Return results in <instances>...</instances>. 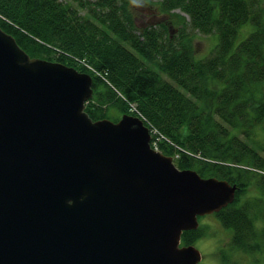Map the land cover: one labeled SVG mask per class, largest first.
<instances>
[{
    "label": "water",
    "instance_id": "water-1",
    "mask_svg": "<svg viewBox=\"0 0 264 264\" xmlns=\"http://www.w3.org/2000/svg\"><path fill=\"white\" fill-rule=\"evenodd\" d=\"M92 95L0 26V264H199L182 234L237 184L179 168L138 115L94 120Z\"/></svg>",
    "mask_w": 264,
    "mask_h": 264
},
{
    "label": "trees",
    "instance_id": "trees-1",
    "mask_svg": "<svg viewBox=\"0 0 264 264\" xmlns=\"http://www.w3.org/2000/svg\"><path fill=\"white\" fill-rule=\"evenodd\" d=\"M130 2L0 0V26L31 56L91 73L86 110L94 120L138 115L163 153L179 154V168L242 186L215 214L232 229L233 247L264 253L252 213L264 216V0H155L163 17L143 26ZM196 30L218 35L204 57ZM255 184L263 195L240 202ZM202 234L185 230L181 243Z\"/></svg>",
    "mask_w": 264,
    "mask_h": 264
},
{
    "label": "rangeland",
    "instance_id": "rangeland-1",
    "mask_svg": "<svg viewBox=\"0 0 264 264\" xmlns=\"http://www.w3.org/2000/svg\"><path fill=\"white\" fill-rule=\"evenodd\" d=\"M130 8L133 14L132 16L135 18L139 26L147 25L152 22L155 23L163 17V13H161V11L159 10L158 2H155V0H131ZM175 13L180 14L181 16L187 15V13H185L181 9H176ZM177 25H178L177 23L173 24V27L175 28V32H177L176 30L178 29ZM245 29L246 28H244V30ZM241 37H245V34H243V30L241 31V35L239 36L238 39H240ZM193 38H194L195 51L197 57H204L210 54L212 52V49L215 47L216 43L218 42V35L216 33L205 34L200 32L199 30L195 31ZM159 139L160 137L157 139V142L159 141ZM171 156H173L175 161V157L177 158L179 154L176 153ZM211 177H215V176H211ZM225 180L229 181L228 179ZM229 182L233 185L231 181ZM237 186L238 189L236 190L234 200L229 202L226 206H228L230 203L235 202L237 194L241 192L242 186L238 184ZM262 195L263 192L260 190V186L258 184L249 185L247 189L240 195L241 198L240 202H244L247 198H251V197L252 198L255 197L253 201L255 202V200H257L256 198H258L257 196H262ZM254 207L255 206H253V208ZM256 211L257 210H254L252 212L253 221H254L253 227H255L257 230H263L264 216L258 217L259 215H256ZM217 212L218 211L212 213H206L204 215L198 216L199 224H200L199 227H202L203 234L200 237H198V239L192 244H194L201 252L202 257L199 264H264V259H263L264 253L251 254L246 252L240 246H235V247L232 246L231 244L232 229L225 227L223 225L221 220H219L217 215L215 214ZM252 239L253 237L251 238L250 241H252Z\"/></svg>",
    "mask_w": 264,
    "mask_h": 264
},
{
    "label": "built area",
    "instance_id": "built-area-1",
    "mask_svg": "<svg viewBox=\"0 0 264 264\" xmlns=\"http://www.w3.org/2000/svg\"><path fill=\"white\" fill-rule=\"evenodd\" d=\"M154 131V133L156 132L155 130H153ZM159 137L158 136H154V141H153V143H154V146H155V148H158V146H157V139H158Z\"/></svg>",
    "mask_w": 264,
    "mask_h": 264
}]
</instances>
